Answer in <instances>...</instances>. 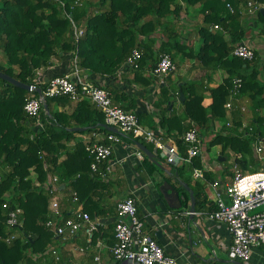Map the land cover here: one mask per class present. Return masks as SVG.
I'll use <instances>...</instances> for the list:
<instances>
[{
	"label": "trees",
	"instance_id": "16d2710c",
	"mask_svg": "<svg viewBox=\"0 0 264 264\" xmlns=\"http://www.w3.org/2000/svg\"><path fill=\"white\" fill-rule=\"evenodd\" d=\"M73 1L0 0V55L8 61H0V72L33 85L39 71L51 67L53 59L60 53L65 56L64 65L72 61L73 53H76L78 66L83 71L99 77H115L131 52L140 49L143 59L140 69L134 71L132 81L150 86L157 78H145L144 65L148 61L154 69L161 56L169 55L176 71L165 78L155 101L161 111L159 127L166 138H172L185 153L187 146L183 136L196 125L202 133L201 138L211 137L210 140L202 139L207 151L222 147L220 157L226 159L222 164L226 165L227 174L232 172L227 162L233 154L241 155L238 163L243 172L260 164L253 150L255 137L227 133L224 125L223 132H216L218 121L227 119L237 126L242 124L243 119L238 113L231 114L225 108L233 80L241 78V96L248 98L254 107L253 114L248 117L252 118L250 125L255 127L254 136L264 139V49L256 50L251 61L232 56L234 49L248 38L249 30H258L257 37L264 41V14L259 11L255 17H249L246 13L249 0H82V7H75ZM253 1L264 8V0ZM189 7L199 9L202 22L192 33V39L175 26V22L182 24L188 18ZM73 22L77 28L85 30L78 43ZM215 25L221 29L215 30ZM159 40L161 45L155 51ZM196 41L197 48L190 44ZM180 62L193 63L191 80L176 76ZM218 71L224 74V79L214 86L213 76ZM181 93L184 94L183 102ZM32 95H38L37 90L28 92L0 79V160L8 169L0 177V234L7 231L6 202L24 212L21 237L11 246L0 242V264H37L41 258L34 261L32 256H44L58 243L45 227L50 201H40V197L48 195L34 185L31 171L36 172L37 180L42 184L51 173L69 178L72 190L77 191L81 202L88 205L92 201L89 187L95 189L99 180L91 174L92 159L84 142H76L73 151L69 145L76 135L113 133L104 128V114L91 101H80L72 108L73 102L67 97L47 100L49 123L46 130L41 131L35 127V119L29 118L24 111L27 99ZM175 103L181 107L179 112L174 109ZM137 104L138 101L132 99L126 110H133ZM59 107L72 108V111L57 110ZM138 117L141 122V115ZM74 128L84 130L71 131ZM132 140L151 150L143 141ZM155 158L161 159L159 155ZM151 161L158 164L157 159L145 155L143 164L149 165ZM194 167L204 168L200 156L195 158L193 166L177 168L176 173L180 177L187 171L193 174ZM204 176L205 180H197L193 187L192 176L185 182L194 192L196 212L208 215L217 208L206 194L207 184L213 181L214 175L205 172ZM182 190L188 205L190 195L184 188ZM87 208L84 210L92 216V209ZM106 233L103 237L113 247L114 231Z\"/></svg>",
	"mask_w": 264,
	"mask_h": 264
},
{
	"label": "built area",
	"instance_id": "2783aa9c",
	"mask_svg": "<svg viewBox=\"0 0 264 264\" xmlns=\"http://www.w3.org/2000/svg\"><path fill=\"white\" fill-rule=\"evenodd\" d=\"M59 1V0H54ZM75 7H82V0H74ZM231 12L233 8L228 5ZM262 6L253 0H249L246 13L249 17H255ZM65 14L69 17L67 12ZM74 26V35L78 43L85 34L84 29ZM215 30H220L219 25L214 26ZM74 54L73 65L69 71L61 76H56L45 80L38 78L33 82L32 92L41 89L38 95H32L27 99L24 111L29 118L35 119L36 127L45 130L48 121V111L44 106L48 99L67 97L71 102L78 103L83 100L91 101L99 111L104 114L105 124L118 130L116 133H106L103 139L105 143L97 140L100 132H94L89 143L85 146L86 152L92 159L91 174L105 179L113 173L114 162L111 161L114 146L121 144L122 138H132L143 141L158 149L161 159L169 165L182 167L193 166L195 158L203 153V142L201 131L198 126L188 130L183 141L187 146L185 153L181 152L174 142L166 143L159 132L143 126L139 117L134 112L126 111L117 105L112 94L102 86L95 85L81 76L82 69L78 66V55ZM256 50L249 41H244L233 51L232 56L246 61L254 59ZM143 53L140 49H134L126 62L125 68L132 71L140 69ZM174 71L176 65L169 55L161 56L157 66L151 70V76L157 78L161 83ZM243 80L236 78L233 80V87L230 91L229 100L225 105L226 110L233 114L238 113L241 117L249 113V108L243 103L241 90ZM45 113V115H43ZM224 127L227 133L239 135L238 128L246 130V136L254 138V155L261 163L264 162V139L261 136H254L253 127L242 123L237 126L231 120L225 122ZM139 161H143L145 153L137 148L135 155ZM231 181L224 185L225 196L217 193L216 210L207 215L208 219L214 223L224 224L232 238L230 255L234 261L244 264H251L256 252L264 250V165L262 171L251 173L243 172L238 160L241 155L232 156ZM203 167L204 164H203ZM5 170V166L0 160V177ZM204 168L193 170V177L205 180ZM80 175H77L79 177ZM62 181L58 175L51 177L49 181L42 185L36 183V187L41 188L51 199L49 205V216L45 222V227L58 241V244L67 248L71 246L74 252L84 259L66 257L60 247L53 246L47 255L34 257L33 260L43 259L53 260V264H107L103 258L102 251L106 249L105 238L103 237L105 226L100 220H95L81 206L77 191H71V203L79 205L68 214L60 200V186ZM217 192L221 182L216 181L211 184ZM7 210V231L0 234V242L9 246L13 245L20 237V228L24 224L23 210L12 207L9 202L4 204ZM186 216L193 215L192 212H185ZM143 220L139 216L138 200L133 195H128L117 204V216L114 227L115 244L110 247L114 264H179L178 260L167 254L164 247L156 238L146 232ZM40 259V260H41Z\"/></svg>",
	"mask_w": 264,
	"mask_h": 264
},
{
	"label": "crops",
	"instance_id": "0c3cea01",
	"mask_svg": "<svg viewBox=\"0 0 264 264\" xmlns=\"http://www.w3.org/2000/svg\"><path fill=\"white\" fill-rule=\"evenodd\" d=\"M252 33L259 34L258 30H255L254 32L250 30L248 35H252ZM246 41H249L250 43L249 37ZM161 42L162 41L159 40L155 45V51L158 50ZM261 42L264 41L257 37L252 39L251 43L259 47L262 44ZM190 44L197 45L198 43L196 41L195 43L191 42ZM53 60V65L47 69H42L43 72H39L36 79L44 78L45 80H49L50 78L61 76L69 71L73 65V60L69 61L67 65L63 64V62H65V56L63 53H60L58 57ZM188 64L187 76H184L183 74L179 75L183 78V80H191L192 75H194L191 69L193 63L190 62ZM123 66L119 68L115 77H99L83 70L81 72V76L84 77L85 80L107 89L112 94L114 102L119 106H123L125 110L131 105L132 99L138 101L136 108L126 111L134 112L137 115L140 114L142 118L141 124L147 128L155 130V132H159V135L163 137L164 142H174L172 138H166V134L159 127L161 111L155 105V101L159 97L158 90L162 83L157 80L156 82H152L150 86H144L143 83L139 82L134 83L132 81L134 78V71L128 70ZM152 68V64L147 61L142 71L145 78H149L151 76L150 72ZM223 75L224 74L221 71H218L213 76L214 86L222 83L224 79ZM210 87L213 86L210 85ZM242 100L243 103L248 106L250 112L249 114L242 116V123L247 124V121L250 120L248 117H251L253 114L252 112L254 107L250 101H248V98L244 97ZM75 104L76 103H73L72 108ZM72 108L59 107L56 109L71 112ZM174 109L176 112H179L181 107L178 103H175ZM34 125L36 127V124ZM154 125H156V128H153ZM36 128L41 130L38 127ZM217 129L218 124L216 126V130ZM92 134L93 132L84 135H76V139L69 145L70 149L73 151L76 148V142L80 141H83L86 146L91 140ZM103 137L104 133L101 132V135L97 140L103 142ZM202 139L205 140L206 138L203 137ZM138 144L139 142L135 143L130 138H122L121 144L114 146L111 157V161L115 163L113 173L108 175L105 179L100 176L92 175L99 180V183H96L97 187L95 189L89 187V194L92 201L91 203H87L88 205H86V202H82L81 207L83 209L87 207V209H92L90 211L92 213V217L95 220H100L104 225H106L104 233H113L117 216V204L124 200L128 195H133L138 200L139 216L145 224L146 232L156 238L164 247L166 253L175 257L179 264H230V262H233L229 251L230 246L232 245V238L224 224L211 222L207 215L203 214L201 211H197L194 215H184L187 211L191 212V201L188 205L186 204V197L182 188L185 189V185L188 186L185 180H187L190 176H192L191 186H194V182L197 180L193 177V174H185L180 177L177 175L176 169H180L181 167L169 165L165 162V160H160L158 158H153L158 160V164L151 161L149 162V165H144V160L139 161L135 156H133L138 148ZM145 144L151 147L150 151L155 149L152 145L147 143ZM218 147V155L220 157L222 147ZM206 148V143L203 142V153L200 155L201 163L205 166L204 172L214 175L213 181H209L207 184L206 194L210 201L215 202L217 193L225 196L224 185L231 181L232 176L231 174H227L225 172L226 165L222 164L226 159L223 162H219V160L214 161L213 158H209V155H212L214 147L210 151H207ZM7 172L8 169L5 167L2 174H6ZM56 175H58L62 181V185L60 186L61 193L59 194L60 200L64 205V209H66L68 211L67 213L70 214L72 210L79 207V205L71 203V180L67 177L64 179L58 173H51L44 184H46L51 177ZM30 178L33 179L32 182H34L35 186L36 183H40L37 180L36 172L33 170L31 171ZM216 181L223 184L217 192L211 185ZM162 186H165L166 188L172 187L179 193V202L182 204L181 209L175 210L171 208V205L176 206L179 203L174 197H166L161 189ZM117 192L122 194L118 199H115ZM105 244L107 248L102 251L103 258L107 264H114L110 246L107 244L106 240ZM57 245L60 247V250L64 252L66 257L71 256L75 259H84L82 256H79L76 252L71 250L73 249L71 246L64 248V246L58 243L55 246ZM52 247L53 246L47 250L46 255ZM37 256L39 255H35L34 257ZM34 257L32 256V260L35 259ZM53 263V260L44 261L41 259L37 264ZM251 264H264V250L255 253Z\"/></svg>",
	"mask_w": 264,
	"mask_h": 264
},
{
	"label": "rangeland",
	"instance_id": "374dc122",
	"mask_svg": "<svg viewBox=\"0 0 264 264\" xmlns=\"http://www.w3.org/2000/svg\"><path fill=\"white\" fill-rule=\"evenodd\" d=\"M187 10H188V14H187L188 18H186L185 21H184V23H182V24H179V21H177L178 23L175 22V26L176 27H179V29H181L180 31H182V34H184L187 37H189V38L192 39V36H194L192 33L197 28H199L202 25V22H201V17L199 15V11H198L199 9L189 7ZM252 35L249 34L248 37H249V40H250V44L252 46H254L255 50H262V49H264V42H261L262 44L259 47L255 46L253 43H251L252 42V39L257 38V35L258 34L252 33ZM191 39H190V41H191ZM198 46H199V44H197L195 48H197ZM0 61H2L4 63L8 62L7 61V58L5 56H3V55H0ZM179 64H180V66H179V72L176 73V76L177 77H180L179 76L180 74H183L184 76H187V71H188L187 70L188 69L187 65H189V64H187V63H181V62ZM39 72H43V71L40 70ZM221 78H223V77H221ZM180 79H182V78L180 77ZM249 113H247V114H249ZM247 114H245V115H247ZM251 120H252V118L247 121V124L249 125V127H253V126L250 125V121ZM226 121H228V120L226 119V120H223V121H218V129L216 130V132H223L224 131V128L222 126L225 124ZM238 130H239V135H242V136H245L246 135V130H244L242 128H238ZM254 133H255V131H253L252 134L254 135ZM251 137H253V136H251ZM205 138L207 140H210L211 137L210 138L205 137ZM253 146H254V142H253ZM218 151H219V147L218 146L214 147L213 150H212V155H209V158H213L214 161H217L218 160V157H219ZM232 159L233 158L231 157V159L227 162V167H232ZM263 165H264V162L261 161V163L258 164V166L251 167L252 170L250 169V171H247L246 173H251V172H254V171H257V172L262 171V168L261 167ZM187 174L190 175L191 172L190 171H187ZM231 176H232V172H231ZM31 180L33 181V179H31ZM121 194L122 193L117 192L116 195H115V199H118ZM46 199L48 200V202L49 201L51 202V199L48 196L46 198L44 196H41L40 197V201H44ZM50 202H49V205H50Z\"/></svg>",
	"mask_w": 264,
	"mask_h": 264
},
{
	"label": "water",
	"instance_id": "95a60500",
	"mask_svg": "<svg viewBox=\"0 0 264 264\" xmlns=\"http://www.w3.org/2000/svg\"><path fill=\"white\" fill-rule=\"evenodd\" d=\"M261 12L264 14V8L261 9ZM0 79H2L3 81L7 82L9 85H12L14 87L26 90L28 92H32V90H34L32 85L29 84H25L7 74H4L2 72H0ZM37 93L40 94L41 93V89H37ZM180 100L181 102L184 101V94L181 93L180 94ZM46 110H48L47 104L44 106ZM105 129H107L110 132L113 133H118V130L114 127H108V126H104ZM84 129L83 128H74L71 129V131H79L82 132ZM138 148L141 149L142 152L145 153V155H147L150 158H155L157 157L158 154V149L155 148L153 151H150L145 145L139 143L138 144ZM200 156V155H199ZM219 162H223L225 160V158L219 157ZM162 191L164 192V195L166 197H170V198H175L176 201L179 203L178 205L174 206L171 205V208L175 209V210H179L182 208V204L179 202L180 201V195L179 193L174 189V188H166L165 186L161 187ZM185 189L188 191L189 195H190V199H191V212L193 213V215L196 213V200L194 197V192L187 186L185 185ZM160 234V233H159ZM234 264H244L242 262L239 261H233Z\"/></svg>",
	"mask_w": 264,
	"mask_h": 264
}]
</instances>
